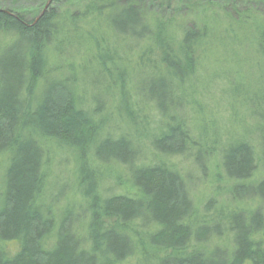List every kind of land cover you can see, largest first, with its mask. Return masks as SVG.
Instances as JSON below:
<instances>
[{
    "label": "trees",
    "instance_id": "16d2710c",
    "mask_svg": "<svg viewBox=\"0 0 264 264\" xmlns=\"http://www.w3.org/2000/svg\"><path fill=\"white\" fill-rule=\"evenodd\" d=\"M19 1L0 0V156L5 155L0 244H19L11 255L0 247V264H264L263 94L253 96L248 107V123L252 126L253 117L259 121L254 130L248 126L249 132L256 130L257 147L241 135L225 141L228 136L215 133L216 128L211 144L203 147L192 138L186 121L168 111L182 109V96L192 86L211 37L218 48L229 41L251 40L264 57V0H194L191 4L201 17L177 27L173 19L152 16L176 0H51L42 13L47 0H24L29 5ZM83 23L93 31L103 29L98 34L102 40L109 33L144 44L138 56L149 52L158 59L148 55L151 65L136 64L129 71L139 77L134 90L144 93L141 98L150 104L157 121L148 124L146 113L140 118L141 108L136 113L127 110L124 81H115L112 71L119 69L113 60L127 58L104 41L99 43L90 27L79 30ZM61 32L65 40L74 38L79 43L77 38L90 35L93 51L80 71L97 66L95 73L107 78L106 89L111 85L119 89L114 112L130 130L112 132L120 130L119 121L109 116L110 111L102 113V104L88 109L91 100L86 101L84 90L77 87L73 63H65L60 54L62 39L57 34ZM130 44L127 41L126 48L135 57L137 51ZM54 58L59 59V67ZM238 88L234 85L232 90ZM194 92L187 93L193 95H187L185 102L197 103ZM202 124L199 136L205 139L208 133ZM141 134L156 156L153 162L137 161ZM46 145L72 157L76 190L87 199L91 212L85 247L80 234L73 231L72 206L56 224L51 209L40 203L52 192L46 189L44 168L50 160ZM193 148L198 149L193 163L202 169L216 159L220 178L228 183L229 197L236 205L213 210V202L208 201L200 218L196 216L188 186L191 175L161 159ZM110 163L126 168L125 185L132 190L99 198L98 167ZM259 169L262 173L255 177ZM65 188L62 185L57 194L65 196ZM136 224L138 229L130 231ZM51 233L54 241L47 248ZM228 234L226 245L210 243Z\"/></svg>",
    "mask_w": 264,
    "mask_h": 264
},
{
    "label": "rangeland",
    "instance_id": "374dc122",
    "mask_svg": "<svg viewBox=\"0 0 264 264\" xmlns=\"http://www.w3.org/2000/svg\"><path fill=\"white\" fill-rule=\"evenodd\" d=\"M193 1L194 0H176L175 3H170V8L163 11L161 10V13L153 14V19L155 17H160V19L161 17L163 19H173L175 20V26L181 25L182 23L197 21V19L201 17V13L193 8L191 4ZM19 2L27 3V5H29V2H26L24 0H21ZM245 6L249 5L243 3V7ZM212 8L217 10V8L219 7L217 6ZM248 9L250 10L252 8L248 7ZM178 10H182L183 14L178 13ZM26 16L29 17L30 13L27 12ZM86 27L91 28V25L89 26V24L83 23L79 26L78 29L84 31ZM69 29L70 28L68 26L66 30L67 33H69ZM102 30L103 29L101 28L97 31L94 29V31H96L94 35L98 38L99 43L102 39L99 38L98 34L101 33ZM91 31H93L92 28ZM87 36L88 37H83L82 39L81 37L77 38L78 41L81 40L82 42L79 43L76 42L74 38L73 40H65V37H67L66 34L62 32L58 33L57 39H62V44H60L59 46L60 54L62 55L65 63H73L75 70L74 74L76 77L75 80L78 84L77 87H82V90H84V93L86 95L85 98L87 99L86 101L91 100L88 103V105L90 106L88 107V109L92 110V105H94V107H101L102 104V113H108L110 111L111 113L109 114V116H112L113 119L117 120L118 122L119 120L117 119L116 112H114V106L117 104V100H119V89L116 88L115 85H111L109 89H106L107 78L105 74L101 72L95 73L98 70L97 66L96 68L93 66H89L85 71H80L79 66L83 65L84 60H86L85 58L88 55L92 54L93 51V48L90 47V35L87 34ZM8 39L9 36L5 37L4 41H7ZM104 39L105 40L102 41L106 43V46L108 48H110L111 50L115 48L116 50L114 51H117L118 55L121 56V58H127V60L125 61L113 60V62L119 69H112L115 81L116 79L117 81L118 79L124 81V87L126 88L125 93H127L128 96L127 102L125 103L127 110L131 111L132 109V111L136 113L135 111H138V108H141L138 116L142 118L146 113V115L150 117V121L148 122L149 124L152 119H156L155 113L151 109L150 104H148L144 99L141 98L144 93L142 92V95H139V93L136 94L134 87H137L136 83L139 77L137 76V74H134L135 72L130 73L129 71L136 69V64L144 67L147 64L151 65V62H147L148 55L154 61L158 62V59L154 55H150L149 52L138 56L142 51L141 47H144L145 45H137V42L134 43L133 39L129 40L128 38L127 41L129 42V44L132 42L129 47H132L137 51V55L135 57H133L134 53L130 52L128 48H126L125 43L127 41H122L121 37H117L116 35L112 36L111 34L106 33V37ZM208 42L209 43L207 46L209 47L208 49L206 47V53L204 54V57L200 58L201 60L199 62V67H197L196 69V76L191 83L192 86L190 87V89H187L186 93L182 96V109H175L172 107V109L168 108V111L171 112L172 115L181 116V119H184L186 121V124L190 129L192 138H194L203 147L211 144L209 140L213 138V128H216L215 133H217L216 131H218L223 136H228L225 141L230 138L234 140V138L243 136L246 137V139L254 147H257L256 130L253 133L249 132L248 130L250 128L254 130L259 121L253 117L254 123L252 124V126L248 123V121H250V119H248V107L253 96H255L254 98L258 97V92L262 93L264 97V57H262L261 54L256 51L255 44L251 40L249 41L247 39H242L241 43L229 41L225 44V46H219V48L215 47L216 44L214 43L213 37H211ZM109 54L112 56L111 51H109ZM118 55L116 54V59L119 58ZM54 59V63H56V65H59V63H57L59 59ZM107 68L111 69L113 68V66L109 65L107 66ZM146 69L149 70L148 67H146L145 70ZM121 71H123L124 73H122ZM119 72H121L122 74H116ZM234 85L239 86L238 90H232V87ZM192 89L195 90L193 97L197 101V103H195L194 101H191V103L185 102V99L188 98V96L193 95L187 94L188 92L192 91ZM112 95L113 97L111 98ZM93 97H96V99H93ZM113 102H115V104H113ZM132 105L133 107L131 108ZM201 124L207 129L206 133L208 134L205 136V139L208 140H205L204 138L199 136V129ZM116 126H120V130L114 131L112 129V132H121V130L129 129V127L127 126L124 127L120 121L118 122V124H116ZM121 127L124 128L122 129ZM149 127L150 126H148L147 129ZM129 130L128 132L131 133L132 130ZM246 130L248 131V133H246ZM138 142L141 159L137 161L153 162V160L156 159L154 158L156 156L152 154L147 139H144L143 135L141 134V137L138 138ZM46 148H48L47 151H50L48 155V157L50 158L49 164H47V166H45L44 168L47 177L46 189L48 190V188H50L52 192H50L47 197H43L45 199H40V203L47 209H51L52 215L55 216L56 224L60 219V215L64 216L68 214L70 210L69 207L72 206V208H74V216H76V219L73 223V226L76 228H73V231L80 234V236L82 237V245L85 247L87 246V244L85 243L86 226L89 222V218L91 217V212L88 211L89 207L87 205V199L79 195L76 190L75 174L73 171L74 164L72 161V157H70L69 154L65 151H57L55 149L53 150L50 145L44 146V150ZM197 151V148H193L189 153L181 155H170L168 157L163 156L161 159L164 162L169 163L171 166L176 167L177 170H179L181 173L187 174L189 176L191 175L192 181H189L188 186L196 208V216L200 218L205 210L204 205L208 201L213 202V210L222 208L226 210L230 207H233V205H236V203H234L235 201L231 200V197H229L228 183L223 179L221 180L220 178V175H223L221 174V172H219V167L217 166V164H215L216 159L214 160L213 158V163L209 161L202 169V167H199L198 165H195V163H193L194 159L192 158V156L195 155ZM4 158L5 155L2 154L0 156V186L3 165L5 161ZM89 160L91 162L90 157ZM98 170L97 196L99 198L101 197V194L102 196H108L112 193H118L121 191L126 192V189L130 188L125 185V182H127L128 180V173L124 166L110 163L107 165L99 166ZM260 173H262L261 169H259L258 171L256 170L255 177ZM62 185H65L66 187L65 196H59L57 194V192L60 191ZM136 226L137 224L133 226V228L132 226H130V231L137 230L138 228ZM54 235V233H51L48 237L46 242L47 248L51 247V245L53 244ZM229 236L230 234L222 237L219 240L212 239L210 243L214 244L216 242L215 244L226 245L228 240L230 239ZM0 247L2 248V250L7 251L11 255L18 250L19 244L14 241H8L4 244H0Z\"/></svg>",
    "mask_w": 264,
    "mask_h": 264
},
{
    "label": "water",
    "instance_id": "95a60500",
    "mask_svg": "<svg viewBox=\"0 0 264 264\" xmlns=\"http://www.w3.org/2000/svg\"><path fill=\"white\" fill-rule=\"evenodd\" d=\"M50 2H51V0H47V1H46V3H45V5H44V7H43L41 13L44 12V11L47 9V7H48V5H49ZM41 13H40V14H41Z\"/></svg>",
    "mask_w": 264,
    "mask_h": 264
}]
</instances>
